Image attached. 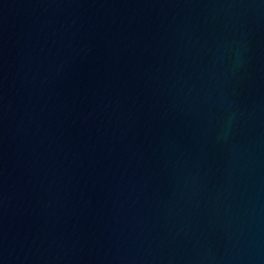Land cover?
Returning <instances> with one entry per match:
<instances>
[{
  "label": "water",
  "instance_id": "water-1",
  "mask_svg": "<svg viewBox=\"0 0 264 264\" xmlns=\"http://www.w3.org/2000/svg\"><path fill=\"white\" fill-rule=\"evenodd\" d=\"M0 264H264V0H0Z\"/></svg>",
  "mask_w": 264,
  "mask_h": 264
}]
</instances>
